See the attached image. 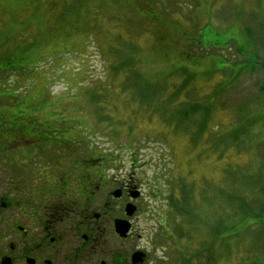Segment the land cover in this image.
<instances>
[{"label":"rangeland","instance_id":"rangeland-1","mask_svg":"<svg viewBox=\"0 0 264 264\" xmlns=\"http://www.w3.org/2000/svg\"><path fill=\"white\" fill-rule=\"evenodd\" d=\"M103 45L123 73L111 74ZM28 49L33 59L14 56ZM263 87L264 0H0V112L16 108L22 119L24 106L50 103L39 120L95 133L93 147L109 151L120 176L150 192L184 179L201 222L189 229L212 226L187 242L189 259L198 257L190 264H264L258 223L213 253L200 243L236 232L241 204L264 203ZM204 111L208 124H196ZM209 129L222 138L206 143ZM169 219L137 227L181 242L187 228Z\"/></svg>","mask_w":264,"mask_h":264},{"label":"flooded vegetation","instance_id":"flooded-vegetation-1","mask_svg":"<svg viewBox=\"0 0 264 264\" xmlns=\"http://www.w3.org/2000/svg\"><path fill=\"white\" fill-rule=\"evenodd\" d=\"M42 109L23 134H2L7 113L0 112V264H190L186 238L165 243L137 227L148 219L165 225V201L152 198L139 179L120 176L92 136L41 122ZM120 221L130 226L125 234ZM213 246L204 241L201 251L213 253Z\"/></svg>","mask_w":264,"mask_h":264},{"label":"trees","instance_id":"trees-1","mask_svg":"<svg viewBox=\"0 0 264 264\" xmlns=\"http://www.w3.org/2000/svg\"><path fill=\"white\" fill-rule=\"evenodd\" d=\"M158 24H161V23H158ZM209 41H206V44L211 43ZM72 46H74V45H72ZM210 48H211V44H208V49H210ZM100 49L102 50V59L105 62H107V64H108L107 67H108V69H110L111 74L112 73L114 74V72H118L119 74L123 73V71H120V68L117 65H115L112 60L109 59L108 52H107L106 48L104 47V45L101 46ZM29 51H30V49H28L26 52L21 51V52H19L21 54H14V56H17L16 58H18V56H20V58L18 60H21V59L22 60H25V59L31 60V59H33L32 57L24 58V56H26ZM34 57L37 58L38 55L34 56ZM114 57H116V56L114 55L113 58ZM114 62H116L119 65L118 58L116 60H114ZM37 64H39V61H36V62L30 61L29 62V66H31L34 69H38ZM217 65H218V62H217ZM217 69L219 72L220 68H217ZM222 69L225 70V68H222ZM107 79H108V77H107ZM95 85H96V87H101V86H98V84H95ZM101 88H103V87H101ZM174 90H176V89H174ZM263 90H264V87H263ZM90 93L93 94L92 92H90ZM48 105H50V103H45V104L44 103H38V104L32 103V104H28L27 106H24V108H23L24 115H23L22 119L19 117L18 114H16V108H11L9 113L7 114V117H6L7 119H4V121H3L1 133L2 134L3 133L4 134H11V133L15 132V133L23 134L25 132V127L27 126V120L33 119V118L36 119V114L38 113V110H40L41 108H47ZM12 109H14V110H12ZM194 112L198 113V110L194 109ZM204 112L206 115L205 118L204 119L199 118V121L196 124H199V125L208 124L211 111L210 112L208 111L207 114H206V111H204ZM59 115L60 114H57V116H59ZM57 116H55V117H57ZM192 118H191V120H192ZM16 120H18V121H16ZM52 120H53V122L51 123V125L59 122V121L56 122L54 119H52ZM98 120L100 122L101 118L98 117ZM65 123L66 122H62L59 124V126H57V124H55L54 129L57 130L58 127L64 128V127L68 126L67 124H66V126L61 125V124H65ZM216 126H217V124H216ZM212 127H214V126H212ZM66 128H68V127H66ZM130 128H131V125H129V129ZM86 129L89 130L88 128H86ZM133 130L134 129H132V132H133ZM90 131H91V129H90ZM213 132L214 131H211L210 129L205 130L203 132L206 143L212 139L222 138V137H216L215 135H213ZM73 133L80 134V133H78L77 130ZM88 134H89V132H88ZM88 134H87V136H92L93 144H94V142H96V143L98 142L99 138L94 135L95 133H92L89 135ZM221 134H225V133H221ZM80 135H83V134H80ZM127 149H129V147H127ZM130 151L132 152V149H130ZM133 161L134 162L137 161V158L134 157ZM165 181L167 182V184L164 187L162 186V184H161V186L159 184L155 187V189H156L155 191L154 190H152V192L148 191V193L151 196H153V194L155 193V196L157 197L155 199H157L158 201H165L166 202L167 207L165 208V210H163V214H161L163 219L167 218L166 222H168V220L170 221L169 216H172L176 219V221L174 220V224L176 227L181 228V226L184 225L187 228V231L184 232V238L186 237L187 242L188 243L190 242L192 244L194 237L202 232L201 230L203 229V225L208 229H212V226L204 223V224H202V228H200L201 227L200 226L198 228L194 227V229H189L190 228L189 226H192L193 224L201 225V222L198 221L199 219L197 216V214L199 212V207H197L198 204L196 205L195 203H192L193 198H194V191H193L194 188H191V186L189 188L188 185H186L184 183V181H185L184 179L175 180L174 183H172L173 179L165 180ZM161 182H162V180H161ZM199 193L201 195V192H199ZM240 209H242L247 215L241 216V219L239 217L236 220V222H238V223L237 224L235 223L233 225L236 232H234V233L230 232L229 237L224 238L222 240V242H219V241L215 242L214 241V245H216L217 243L219 246L223 245L225 243V241H229L227 239H233V236L239 237V236L246 234L247 229L254 228L257 223L259 224L260 227L264 228V203H262V205L260 206L259 211L253 210V207L251 204L250 205L241 204ZM249 220H253L254 222H250L248 224ZM183 223H185V224H183ZM240 224H246V225L248 224L246 227V230H239L238 226ZM173 236H174V234H173ZM202 241H203V243L202 242H200V243L204 245V240H202ZM210 241L212 242V238H210ZM173 242H175V239L173 240ZM187 246H188V244H187ZM197 258L198 257H196L195 260ZM191 260H194V259H190V262H191Z\"/></svg>","mask_w":264,"mask_h":264},{"label":"water","instance_id":"water-1","mask_svg":"<svg viewBox=\"0 0 264 264\" xmlns=\"http://www.w3.org/2000/svg\"><path fill=\"white\" fill-rule=\"evenodd\" d=\"M133 213H134V208L130 207L128 209V214L132 216ZM129 229H130L129 224H126L125 222L120 221V233L125 234L129 231Z\"/></svg>","mask_w":264,"mask_h":264}]
</instances>
